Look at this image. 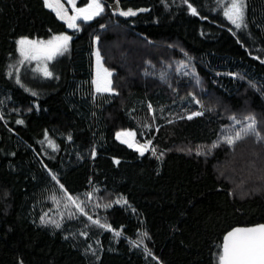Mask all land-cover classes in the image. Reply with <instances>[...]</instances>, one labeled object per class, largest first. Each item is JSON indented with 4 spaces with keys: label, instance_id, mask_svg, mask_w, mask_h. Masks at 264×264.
I'll list each match as a JSON object with an SVG mask.
<instances>
[{
    "label": "trees",
    "instance_id": "1",
    "mask_svg": "<svg viewBox=\"0 0 264 264\" xmlns=\"http://www.w3.org/2000/svg\"><path fill=\"white\" fill-rule=\"evenodd\" d=\"M59 2L0 0V264H218L229 230L264 223V0L240 29L223 0H100L73 28L92 0ZM60 34L51 78L24 79L18 41ZM248 117L260 137L224 142ZM91 191L98 224L71 202Z\"/></svg>",
    "mask_w": 264,
    "mask_h": 264
},
{
    "label": "snow or ice",
    "instance_id": "2",
    "mask_svg": "<svg viewBox=\"0 0 264 264\" xmlns=\"http://www.w3.org/2000/svg\"><path fill=\"white\" fill-rule=\"evenodd\" d=\"M69 3H72L73 0H68ZM45 6L49 8H53L56 11V14L61 19H64L65 16L61 14L60 9H63V5L60 4L59 0H56L55 6L51 2V0H44ZM192 14H197L196 9L189 5ZM244 0H231L230 6L224 12V15L237 27L240 28L243 24L244 18ZM103 5L100 0H92L90 4L85 8H80L77 10V16L68 17V27L73 28L76 27L75 21L77 19L89 20L94 16L99 15L103 12ZM121 15L124 16H134L136 12L132 10H128L126 12H121ZM246 26V25H245ZM71 40V36L68 35H59L54 36L51 40L47 42H37L28 39H21L18 41L20 46L19 51L21 55L26 60L31 59H54L57 54H62V50H67V44ZM97 58L99 60V52H97ZM105 73V77L101 78L100 73H97V81H96V90L97 92H108L111 91V81L107 79V77L111 76V73L107 71V69L103 70ZM44 74L46 76H51L52 73L47 70V67L44 68ZM19 83V80H17ZM202 113H193V115H201ZM189 119L192 117L189 116ZM233 121H236L235 117L231 118ZM250 122L246 127L242 128L240 131H236L233 134H226L224 137V142L231 145L236 143V141L246 137L247 135H254L256 137H260V133L257 130L256 122L254 117L247 118ZM19 123H23L19 121ZM236 123H240L236 121ZM135 133L130 132H121L117 133V138L121 136H134ZM128 143V141H122ZM150 143V142H149ZM134 145L129 143V147H133ZM217 145H213L215 147ZM148 148L147 144L140 145L137 147V151L140 152L141 155L144 154ZM154 151V150H153ZM55 179V177H53ZM61 187H63L61 185ZM69 200H72L69 197ZM73 203H76L75 200H72ZM119 202V201H117ZM77 207L79 205L77 204ZM96 223H99L96 221ZM57 227L59 225L57 224ZM102 227H104L102 225ZM119 232H116V235H119ZM144 235H147L146 233ZM218 264H264V224L257 225L255 227L249 228H236L226 234L224 237V242L221 245V253L218 255Z\"/></svg>",
    "mask_w": 264,
    "mask_h": 264
},
{
    "label": "rangeland",
    "instance_id": "3",
    "mask_svg": "<svg viewBox=\"0 0 264 264\" xmlns=\"http://www.w3.org/2000/svg\"><path fill=\"white\" fill-rule=\"evenodd\" d=\"M230 2H231V0H223V10H224V12L230 6ZM243 11H244L243 24H242V26L240 28H243L245 26V4H244ZM226 19L230 23H232L227 17H226ZM60 35H63V34H60ZM54 36H59V35H54ZM54 36H52V37H50L48 39H30V38H22V39H28V40H33V41H37V42H41V41L47 42V41L51 40ZM19 48H20V46H19ZM70 49L71 48H70V41H69L68 44H67V50H62V54H57L55 56V58L51 59V60H47V59H43V58L26 60V59H24V57L21 55V53L19 51L20 56L25 61L23 66H22V69H24V71H25L24 72L25 73L24 79L27 78V76H28L30 80L33 79V81H35L37 83L45 82L46 80L51 78V76L53 75V69H52L51 64L53 62H56L59 58L68 55L70 53ZM45 67H47V70L52 73L51 76H46L44 74V68ZM30 80H26L24 83H26V85H30L31 84ZM3 111L4 110L1 107V112L3 113ZM123 132L135 133V131H131V130H126V131H123ZM119 139L121 141H128V143H126L127 145H129V143L133 144L134 146L132 148L137 149V147L140 146V144L136 140V133H135L134 136H121ZM45 143L48 144V145H51L52 148L54 147V145H56L54 141H51L48 138L45 140ZM146 151H144V153H146ZM73 200H75V202H76L75 205L76 206H77V204L79 205V207H78L79 210L81 211V213H83L85 216H87V219L89 221L94 222V223H96V221H98V219L96 217L97 216L96 213H97L98 204H96V193H95V191L88 192L87 193V197L86 196H84V197L76 196V197L73 198ZM96 224H98V223H96ZM84 228H87L89 231H91L92 230V225H90L89 223H87V224L85 223V227L81 228V236L80 237H82L85 240L87 238V234L85 233V231H83ZM93 235L96 236L97 234L93 233ZM93 240L98 242V238H94Z\"/></svg>",
    "mask_w": 264,
    "mask_h": 264
},
{
    "label": "water",
    "instance_id": "4",
    "mask_svg": "<svg viewBox=\"0 0 264 264\" xmlns=\"http://www.w3.org/2000/svg\"><path fill=\"white\" fill-rule=\"evenodd\" d=\"M261 224H264V223H258V224L249 225V226H236V227L232 228L231 230H229L227 233H229L230 231H232L233 229H236V228H249V227H255V226L261 225ZM226 234L224 235V237L226 236ZM224 237H223V240H222V244L224 242Z\"/></svg>",
    "mask_w": 264,
    "mask_h": 264
}]
</instances>
